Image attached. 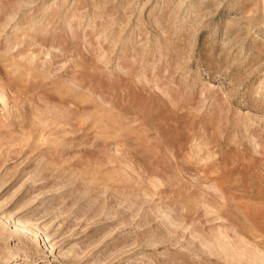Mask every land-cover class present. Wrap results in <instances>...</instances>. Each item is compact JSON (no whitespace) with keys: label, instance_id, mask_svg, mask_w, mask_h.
<instances>
[{"label":"rangeland","instance_id":"1","mask_svg":"<svg viewBox=\"0 0 264 264\" xmlns=\"http://www.w3.org/2000/svg\"><path fill=\"white\" fill-rule=\"evenodd\" d=\"M0 264H264V0H0Z\"/></svg>","mask_w":264,"mask_h":264},{"label":"bare ground","instance_id":"2","mask_svg":"<svg viewBox=\"0 0 264 264\" xmlns=\"http://www.w3.org/2000/svg\"><path fill=\"white\" fill-rule=\"evenodd\" d=\"M11 259H14V258H11ZM17 260V259H16Z\"/></svg>","mask_w":264,"mask_h":264}]
</instances>
